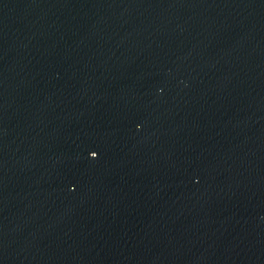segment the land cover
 Returning a JSON list of instances; mask_svg holds the SVG:
<instances>
[{"label": "water", "instance_id": "95a60500", "mask_svg": "<svg viewBox=\"0 0 264 264\" xmlns=\"http://www.w3.org/2000/svg\"><path fill=\"white\" fill-rule=\"evenodd\" d=\"M0 264H264V0H0Z\"/></svg>", "mask_w": 264, "mask_h": 264}]
</instances>
